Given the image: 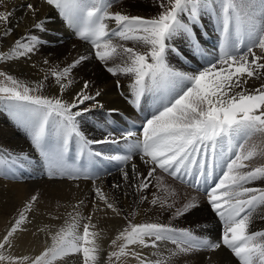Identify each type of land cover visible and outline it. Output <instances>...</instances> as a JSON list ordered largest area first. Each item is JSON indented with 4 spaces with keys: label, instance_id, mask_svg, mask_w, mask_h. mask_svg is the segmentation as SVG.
Masks as SVG:
<instances>
[{
    "label": "snow or ice",
    "instance_id": "1",
    "mask_svg": "<svg viewBox=\"0 0 264 264\" xmlns=\"http://www.w3.org/2000/svg\"><path fill=\"white\" fill-rule=\"evenodd\" d=\"M9 4L14 5V0H0V40L13 31L9 25L15 12ZM153 6L160 10L146 18L111 11L112 0H27L22 5L32 24L8 51L0 52V63L29 58L47 44L35 33L48 31L47 17H39L45 10H54L77 39L91 45L92 58L117 77L116 91L133 109L142 111L144 118L139 132L131 128L118 135L109 131L100 139L83 135L80 124L86 115L95 110L113 117L120 114L118 108H105L103 89L87 79L71 100L63 99L74 83L73 71L84 66L89 55H80L62 68L50 65L35 85L0 70V102L22 114L19 122L50 179H92L93 171L79 163L80 157L86 156L93 165L114 163L121 180L111 188L116 192L133 189L137 208L124 216L118 207L119 197L104 192L96 183L102 177L95 175L92 213L83 217L78 209L85 201H78L68 213L71 222L66 221L55 233L48 232V247L34 258L16 257L8 250L14 246L15 234L26 230L27 213L38 202V196L33 195L0 239V264H72L73 260L76 264H102V230H95L97 225L92 220L96 212L107 216L109 211L124 216L128 223L111 240L110 247L115 250L108 252L103 264H118L125 257L137 264H172L180 256L217 250H227L238 264H264V229L251 230L255 219L264 220V187L249 186L264 181V165L253 167L250 163L264 155V142L249 143L264 136V0H154ZM204 15L214 19L219 31L215 55L203 48L196 30ZM177 40L184 43L187 55L175 46ZM129 41L133 47L126 46ZM177 53L185 59L199 57L202 66L186 71L173 68L169 58ZM116 60L119 62L110 65ZM43 63L49 65L47 59ZM121 76L130 81L127 91ZM257 80L262 81L258 87H249ZM46 85L55 86L59 95L39 94ZM72 141L78 146L75 163L69 162ZM92 145H114L116 149L93 151ZM135 156H139L146 175L132 162ZM26 160L0 153V175L7 176L9 167L23 168ZM167 178L206 195L208 208L204 210L215 214L222 225L219 240L197 236L170 222H132L139 205L150 206L145 212L174 207L169 195L157 194L169 193ZM153 180L157 192L149 199L145 192ZM123 195L129 193L124 191ZM170 195H175L174 190ZM199 208L193 196L172 215L177 218ZM84 219L88 222L83 223L81 233L80 221ZM39 231H47V226ZM168 243L175 248L160 251ZM137 248L153 249L151 257L155 259ZM209 264L219 262L210 260Z\"/></svg>",
    "mask_w": 264,
    "mask_h": 264
},
{
    "label": "bare ground",
    "instance_id": "2",
    "mask_svg": "<svg viewBox=\"0 0 264 264\" xmlns=\"http://www.w3.org/2000/svg\"><path fill=\"white\" fill-rule=\"evenodd\" d=\"M26 2L27 0H14V5L9 4V7L14 8L15 12V15L11 18L12 22L9 25L13 31L11 36L0 40V52L8 51L14 41L22 37L25 32L30 29L32 20L30 16L25 17L22 7ZM153 2L154 0H145V4H141L140 2L136 3L134 1L132 2L133 4H130L131 2L123 3L120 6L117 4L113 6L111 11L123 10L128 14L147 18L156 15L160 10L157 6H153ZM45 17H47L45 23L48 31L35 34L41 36L48 43L42 45L39 51L31 57L0 63V67H2L7 74L30 85H35L36 82L43 78V69L48 68L50 65H59L62 68L70 64L80 55H89L90 58L85 65L73 71L72 77L74 83L72 87L63 94V99L65 101L71 100L72 95L80 89L83 81L86 79L90 80L95 86L103 89L104 95L101 97V102L104 104L105 108H118L120 114H114L113 117L108 116L106 113H102L100 110H95L93 114L86 115L83 118V122L80 124L83 135L88 139H100L109 131H114L118 135L120 131L129 129L130 127L126 124V120L130 118L135 119L138 115L134 113L133 108L128 105L125 99L116 91L115 81L117 77H112L108 74L104 66L92 58L94 53L91 51V45L77 39L74 30L70 29L54 10H45L40 14L39 18L44 19ZM214 23L215 21L212 17L204 15L200 22V27L203 30L211 31V24ZM212 35L208 36L206 32L201 31V38H199L203 48L210 55H213V49L216 54L215 46L219 43V40L217 43L215 42ZM209 42H212V46L209 45ZM175 46L187 55L186 53H188V50L184 47L185 45L182 41L177 40ZM182 57L184 59V56L179 53L170 57L171 66L181 71L202 66V63H199L198 60L196 61L199 57H196V59H186L190 65L189 67H185L179 62V58ZM45 59L49 61V65L43 63ZM33 65H36V67H33ZM119 79L124 90L127 91L130 83L129 79L124 76L119 77ZM250 85L254 87L257 86L254 84ZM92 91L94 92L95 88H93ZM39 94L46 97H53L58 96L59 91L55 86L48 87L46 85ZM21 118L22 114L18 113L15 108L4 102H0V150L6 148L5 151L2 150L4 154L10 153L13 156L27 157V160L24 162L25 168L22 169V174H17L18 166H16L8 168L9 171L13 172L12 179L0 175V239L7 233L11 224L14 223L15 218L31 197L33 195L38 196V202L33 204L32 210L27 213L28 221L23 225L26 230L15 234L13 237L14 246L12 249L8 250L9 254L13 256L14 254L34 256L36 253L43 251L44 248L51 244V238L48 232L55 233L60 227L65 226L66 221L70 223L71 218L68 213L73 212L72 206L77 204L80 200L85 201L78 209L81 215L87 217L92 213V199L95 197V193L92 190V179L95 178V175H100L102 177L100 180L96 181V183L98 186L102 187L104 192H114L115 195L119 197L118 207L123 210L124 216H129L130 212L137 208V205L134 203L133 189L123 188L119 192H116L111 188L113 183L121 180L120 173L114 163H110L111 169L108 171L101 170L99 173L93 172L92 179H80L75 181L59 178L50 179L45 169H37L41 157L32 147L31 140L26 130L21 126L19 122ZM110 120H113V125L110 124ZM135 131L139 132L140 130ZM73 142L75 143L74 150L77 153V143L75 141ZM91 149L93 151L108 152L109 150H115V146L92 145ZM69 150H71L70 146ZM76 161L77 156L76 158L69 156L70 163H75ZM132 162L136 163L138 165V170L146 175V169L140 163L139 156H135ZM79 163L82 164V162ZM128 171L131 173L130 165L128 166ZM14 176H16V178ZM11 180H13V182ZM155 184L156 181L153 180L152 185L145 192V195H147L149 199L152 198L153 193L157 192ZM172 185L173 187L169 188V193L163 191L157 193L161 197L169 195L170 203L173 200L175 201V205L172 209L161 211L157 207L156 209L145 212L144 209L150 206L147 204L139 205L138 214L132 222L142 223L147 221L164 224L170 222L174 226H185L195 223L190 221L193 219L194 214H197L199 216V219H197L198 221H201L203 218L205 223H210L212 220L213 226L215 225V228H217L218 225L214 221L212 215L209 211L204 210L208 208L205 202H202L200 208L194 213L179 216L183 217L179 219L173 218L172 214L175 212L176 208H180L183 203L187 202L195 195L188 191L189 189H185L186 192L183 190V193V187L177 186L176 183H172ZM172 190L175 192L174 196L170 195ZM124 191L129 193L127 197L123 195ZM124 216H115L110 211L107 216H105L103 212H96L93 216L92 222L97 225L95 230H102V238L99 240V243L104 249L101 253L102 264L103 261L106 260V254L111 250V240L114 239L116 234L128 223V221L124 219ZM187 221L190 224H187ZM87 222L86 219L80 221L81 227L79 230L81 233L83 230V223ZM209 225H211V223ZM45 226H47V231H39V229ZM260 226H264V224ZM167 246L162 245L160 251H165ZM137 250L142 251V253L147 256L150 254V258L155 259V257H151V253L154 251L153 249L137 248ZM202 253H204V255H201ZM205 255H209L207 261L204 260L203 256ZM210 260L218 261L219 264H234L222 250H217L216 253L196 252L187 257L180 256L174 258L172 264H209ZM58 264H62V262H58ZM72 264H76L75 260L72 261Z\"/></svg>",
    "mask_w": 264,
    "mask_h": 264
},
{
    "label": "rangeland",
    "instance_id": "3",
    "mask_svg": "<svg viewBox=\"0 0 264 264\" xmlns=\"http://www.w3.org/2000/svg\"><path fill=\"white\" fill-rule=\"evenodd\" d=\"M121 1V2H120ZM136 2V3H138V2H140L141 4H145V0H112V3H113V6H115V5H121V4H123V3H128V2H131L130 4H133L132 2ZM138 1V2H137ZM119 2V3H118ZM115 3V4H114ZM198 29V31H197V33H198V36H199V38H201L200 37V32L201 31H203V32H206V34L208 35V36H210V35H212V33H213V37H214V39H215V42L217 43L218 42V40H219V31H218V28H217V24H211V31H206V30H203V29H201V27H200V24H198V27H196V30ZM212 32V33H211ZM126 46H128V47H133L134 45H133V43L132 42H130L129 41V43H126ZM185 48H186V46H184ZM187 49V48H186ZM138 50H143L142 48H138ZM188 50V49H187ZM256 51H259L258 49L256 50ZM212 52H213V55H215V53H214V49L212 50ZM186 54H188V53H186ZM119 61L118 60H116V61H110L109 63H110V65H112V64H114V63H118ZM0 70H3L4 71V69H2V67H0ZM0 79H2V78H0ZM262 81H259V80H257V81H254L253 83H251V84H254V85H257V86H255V87H258L259 86V84L261 83ZM249 87H253L254 88V86H251V85H249ZM143 122V121H142ZM16 129H18V128H16ZM19 130V129H18ZM20 131V130H19ZM73 142V141H72ZM70 143V147H71V150H69V156H71L72 158H76V156H77V153H76V151L74 150V148H75V143L73 142V143ZM261 143V142H264V136H257V137H255L254 139H253V141H250L249 143ZM5 149L6 148H3V149H1L0 150V153H3L2 152V150H4L5 151ZM74 153V154H73ZM8 154H10V153H8ZM40 161H39V163H38V167H37V169H45V166H44V162H42L43 160L42 159H39ZM251 163V165L253 166V167H255V166H261V165H264V155H260V156H257L256 158H254V160L253 161H251L250 162ZM41 164V165H40ZM44 166V167H43ZM18 168V172H17V174L19 173V174H22V169L23 168H25V166L23 167V168H20V167H17ZM12 171H9V169H7V177L9 178V179H12L11 177H13V175H12ZM157 174H159V173H157ZM3 176V175H2ZM4 177V176H3ZM15 178H16V176H14ZM12 182H13V180H11ZM16 181V180H15ZM170 182H172V183H176V185L177 186H179V187H183L182 188V192H183V190H184V192H186V190L185 189H188L187 187H185V186H183V185H181L180 183H178L177 181H174V180H172L171 178H167L166 179V185L167 186H169V188H172L173 187V185H172V183H170ZM249 186H255V187H264V181H257V182H255L253 185H249ZM188 191H190L192 194H194L196 197H197V199H198V201H199V204L201 205V203L202 202H205V204H207L206 203V195H198V194H196L195 192H193L192 190H188ZM181 192V191H180ZM179 192V193H180ZM183 192V193H184ZM209 211V213L212 215V217L214 218V221L217 223V228H215V225L213 226V222H212V220H211V225H209L210 223H205V220L202 218V220L200 221H198L197 219H199V216L197 215V214H194V217H193V219L190 221V222H195V223H193V224H190L188 221V223L187 224H190V225H185V226H174V225H172V226H174V227H176V228H186V229H190L191 231H193L197 236H201V237H206V238H208L209 240H212V241H216V240H219V238H220V236L222 235V231H223V229H222V225H221V223H220V221H219V218L218 217H216L215 216V214H213V213H211L210 212V210H208ZM198 216V217H197ZM179 218H183V217H177L176 219H179ZM196 220H197V222H196ZM168 224V223H167ZM261 224H264V220H260V219H255L254 220V222H253V224L251 225V230L252 231H256V230H261V229H264V226H260ZM207 227H206V226ZM217 230V231H216ZM197 231V232H196ZM215 235V236H214ZM167 246V245H166ZM167 248L168 249H174L175 248V245H173V244H171V243H168V246H167ZM45 249V248H44ZM43 249V250H44ZM113 250H115L114 248H112L111 247V250L110 251H113ZM225 254H226V256L227 257H229V260H231L234 264H238V261H236V259L234 258V257H232L231 256V254L227 251V250H222ZM42 252V251H41ZM41 252H39V253H36L34 256H29V257H32V258H34L36 255H39ZM217 252V251H216ZM215 252V253H216ZM209 253H211V252H209ZM149 255V257H150V254H148ZM201 255H204V253H202ZM14 256H16V257H20V256H24V254H14ZM107 256H108V253L106 254V259H107ZM209 255H205V256H203L204 257V260L205 261H207V257H208ZM187 257V256H186ZM137 261L135 260V259H133V258H131V257H125V258H121V260L118 262V264H137L136 263ZM226 264H228V263H226Z\"/></svg>",
    "mask_w": 264,
    "mask_h": 264
}]
</instances>
